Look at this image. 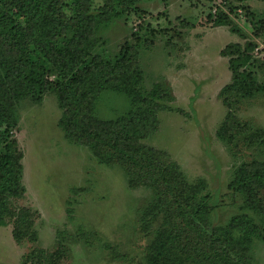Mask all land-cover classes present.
Instances as JSON below:
<instances>
[{
    "label": "rangeland",
    "instance_id": "obj_1",
    "mask_svg": "<svg viewBox=\"0 0 264 264\" xmlns=\"http://www.w3.org/2000/svg\"><path fill=\"white\" fill-rule=\"evenodd\" d=\"M104 1L88 0L92 12ZM117 8L119 15L94 32L91 53L114 62L126 45L138 50L141 92L161 83L172 96L163 101L168 109L156 112L157 129L141 143L176 162L188 183L202 178L207 185L199 192L209 207L202 236L185 231L182 240L197 260L180 264H205L212 257L207 235L234 262L264 264V212L246 206L248 197L229 187L242 164L264 161V143L250 144L239 134L225 142L216 135L227 113L220 90L233 78L230 58H236L238 71H249L264 86V0H136ZM57 13L70 15L71 0H62ZM233 43L239 50L223 55ZM47 79L49 86L60 81L53 71ZM233 98L235 115L250 130L264 129V90ZM131 109L126 94L104 90L94 114L109 120ZM61 114L49 90L38 102L16 105L10 132L22 154L24 192L9 198V207L21 210L0 226V264H147L158 231L170 226L163 212L143 219L154 190L130 186L125 167L100 162L88 145L67 138L58 124ZM258 196L264 199V189ZM25 211L36 239L17 243L12 229L26 224ZM241 214L258 225L259 236L247 239L235 228L230 234L217 229Z\"/></svg>",
    "mask_w": 264,
    "mask_h": 264
},
{
    "label": "trees",
    "instance_id": "obj_2",
    "mask_svg": "<svg viewBox=\"0 0 264 264\" xmlns=\"http://www.w3.org/2000/svg\"><path fill=\"white\" fill-rule=\"evenodd\" d=\"M61 1L0 0V226L21 210L11 209L9 198L20 197L24 192L22 154L10 132L16 124V105L24 99L38 102L49 90L54 92L62 110L58 124L67 138L88 145L100 162L125 167L130 186L145 185L154 190L155 200L144 210L143 219L147 221L151 215L163 212V220L170 226L158 231L147 251V264L197 260L182 240L185 231L202 236L201 221L205 222L209 207L199 192L207 187L206 181L201 178L188 183L176 162L164 161V152L141 143L157 129L156 112L168 109L163 101L172 96L161 83L141 92L144 73L134 46L126 45L114 62L91 53L99 25L118 16L117 7L136 0H105L97 13L92 12L88 0H71V13L64 18L57 13ZM235 47L239 50L240 44H227L222 54L227 55L226 51ZM235 59L230 58L232 81L220 90L227 113L216 135L225 142H232L239 134L250 144L264 143V129L250 130L233 110L238 102L233 96L250 97L263 91L264 86L256 84L249 71H238L233 66ZM49 71L60 80L50 82V86ZM104 90L126 94L135 109L116 119L97 117L96 100ZM229 187L248 197L246 206L264 212V199L258 196L264 189V161L242 164ZM24 217L26 224L12 229L17 243L36 239L26 211ZM234 228L247 239L260 233L258 225L244 214L234 216L227 227L217 229L230 234ZM207 237L210 240L205 242L212 257L205 264H238L217 239ZM198 260L201 261L200 256Z\"/></svg>",
    "mask_w": 264,
    "mask_h": 264
}]
</instances>
